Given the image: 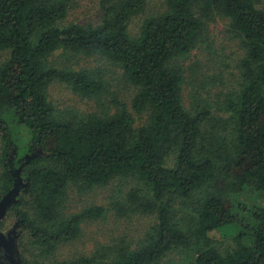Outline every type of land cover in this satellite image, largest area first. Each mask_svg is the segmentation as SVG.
<instances>
[{
  "label": "trees",
  "instance_id": "1",
  "mask_svg": "<svg viewBox=\"0 0 264 264\" xmlns=\"http://www.w3.org/2000/svg\"><path fill=\"white\" fill-rule=\"evenodd\" d=\"M71 1L0 0V54H7L0 63V197L23 182L9 213L49 259L60 244L79 238L84 222L105 212L92 205L66 215L69 185L86 191L132 178L141 186L117 208L155 219L137 247L120 242L109 252L52 264H158L176 249L190 251L191 264H264V204L236 201L247 188L264 199L260 0H165L137 36L129 24L146 0H101L95 24L65 23ZM213 15L230 19L245 51L239 87L217 107L227 114L221 118L207 104H184V75L175 62L198 46ZM59 50L98 54L119 65L137 89L132 108L147 113L146 122L135 126L121 102L114 113L58 115L49 98L52 83L64 82L85 97L106 89L95 72L51 65ZM11 121L25 128L26 141L13 137ZM228 226L239 229L236 243L222 249L211 233Z\"/></svg>",
  "mask_w": 264,
  "mask_h": 264
},
{
  "label": "rangeland",
  "instance_id": "2",
  "mask_svg": "<svg viewBox=\"0 0 264 264\" xmlns=\"http://www.w3.org/2000/svg\"><path fill=\"white\" fill-rule=\"evenodd\" d=\"M100 3L101 0H72L65 23L95 24L99 22L103 14ZM164 5L165 0H146L143 12L130 21V34L137 36L144 19L161 13ZM258 5L263 7L264 0H260ZM205 23V33L198 46L190 53L178 57L175 62L181 67L184 75V104L188 108L207 104L213 115L221 118V116L226 117L227 114L218 110L217 107L228 92L239 87L240 66L245 51L240 39L231 31L228 17L213 15L206 19ZM6 56V53L0 54V63ZM49 62L59 68L90 70L100 75L106 82L105 91L97 98L80 95L64 82L52 83L49 87V98L58 115L68 118L94 113H114L118 109V102H121L127 106L134 118L135 126L146 122L148 114H138L132 108V100L137 89L126 80L123 69L119 65L98 54L64 50H59L52 55ZM11 126L16 140L21 139L22 142L28 139L23 126L15 121H11ZM1 149L0 138V156ZM20 153L25 158L30 156L25 149H22ZM173 156L171 152L168 156V165L173 162ZM20 185L22 183L19 182ZM140 186L138 181L125 177H116L106 185L96 186L86 191H80L76 186L69 185L64 209L66 215L92 205L104 207L105 212L100 218L84 222L79 238L60 244L49 259H45L40 247L32 243L29 233L21 226L17 217L9 213L10 208L0 222V231L6 236L10 234L16 237V255L21 258L23 264L24 259L27 264H52L54 261L74 260L82 256L90 257L99 251H112L113 247L120 242H125L134 248L155 222L154 215L128 209L124 211L117 206L127 205L129 193ZM236 201L245 203L249 207L264 204L263 195L248 188L236 197ZM180 207L176 204L177 209ZM179 213V217L183 215L180 210ZM238 231L237 226H228L212 232L211 236L220 248L225 249L235 245ZM158 264H191V252L185 249L173 250Z\"/></svg>",
  "mask_w": 264,
  "mask_h": 264
},
{
  "label": "water",
  "instance_id": "3",
  "mask_svg": "<svg viewBox=\"0 0 264 264\" xmlns=\"http://www.w3.org/2000/svg\"><path fill=\"white\" fill-rule=\"evenodd\" d=\"M20 183L23 184L22 181H20ZM17 184L18 183H16V186L7 194H5L0 200V222L6 216V213L10 206L17 201V195L20 191V186L19 184ZM7 245H9V247H5ZM0 247H4L6 249V258L10 261L11 264H23L21 258L16 255V237L11 236L10 234L6 236L0 231Z\"/></svg>",
  "mask_w": 264,
  "mask_h": 264
},
{
  "label": "flooded vegetation",
  "instance_id": "4",
  "mask_svg": "<svg viewBox=\"0 0 264 264\" xmlns=\"http://www.w3.org/2000/svg\"><path fill=\"white\" fill-rule=\"evenodd\" d=\"M5 247H9V245ZM2 262H4L5 264H11L10 261L6 258V249L4 247L0 248V264Z\"/></svg>",
  "mask_w": 264,
  "mask_h": 264
}]
</instances>
